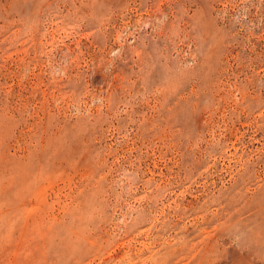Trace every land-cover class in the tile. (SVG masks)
<instances>
[{
  "label": "rangeland",
  "instance_id": "374dc122",
  "mask_svg": "<svg viewBox=\"0 0 264 264\" xmlns=\"http://www.w3.org/2000/svg\"><path fill=\"white\" fill-rule=\"evenodd\" d=\"M0 264H264V0H0Z\"/></svg>",
  "mask_w": 264,
  "mask_h": 264
}]
</instances>
